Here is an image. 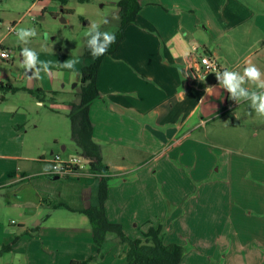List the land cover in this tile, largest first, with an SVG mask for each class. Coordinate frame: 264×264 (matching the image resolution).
<instances>
[{
    "label": "crops",
    "instance_id": "0c3cea01",
    "mask_svg": "<svg viewBox=\"0 0 264 264\" xmlns=\"http://www.w3.org/2000/svg\"><path fill=\"white\" fill-rule=\"evenodd\" d=\"M140 1L142 9L135 24L139 26L145 23L149 31L139 32L138 27L135 30L133 26L128 27L131 24L127 26L118 51L107 56L101 66L97 78L101 98L92 104L90 110L94 140L100 145L103 162L109 166L111 173L105 202L107 217L110 222L122 225L125 234L127 224L134 228L144 224L148 229L163 225L166 244H189L193 247L189 252L186 251L182 264H263L264 187L259 185L254 193L250 192L254 196L260 193L262 196H259L258 205H249L244 211L240 209L243 204L234 200L232 192L225 206H222L218 215L220 219L199 218L195 214L196 208H188L189 213L183 212L181 201L183 190L184 196L197 199L196 189L198 194L204 193L210 197L209 192L214 188L206 187L202 192L213 181L209 182V178L214 175L213 167L211 164L207 169L200 168L198 145L207 146V142L201 140L203 136L192 139L206 125L202 113L201 117L197 116L210 91L205 82H198L202 77L200 57L208 54L215 58L222 71L242 72L248 63H253L264 73V0H158V4L146 2L145 7L143 0ZM136 33L138 38L149 35L141 42L142 59L135 57L137 46L140 45L137 42L139 39L134 37ZM4 38L6 36L2 40ZM148 38L156 39V54L151 52V45L146 43L149 42ZM146 54L151 59L148 56L144 58ZM137 61L140 72L132 68ZM171 68L179 76L174 78L172 75V84L163 75ZM158 80L166 88L165 91L169 89L166 95L164 91L152 90L150 81ZM246 86L250 89L249 85ZM40 92L37 98L38 104L42 105L40 97H46L47 92ZM71 103L68 105L70 109ZM69 147L64 145L62 151L52 150L51 157L60 154L66 160L71 159L75 155L66 154ZM77 153L81 155V150ZM42 157L38 161L40 165L37 171L30 173L19 166L17 178L0 189L18 188L16 191L19 196L23 195L24 200L36 198L41 207L52 205L53 202L63 203L72 209V214L98 205L99 180L90 170L66 177L67 188L63 187L64 192L56 194L53 190L59 184L53 183L55 177L46 174L50 159ZM18 159L21 160L20 157ZM150 161H153L155 169L149 167ZM167 170L173 171V175L168 174V177L182 180L187 189L171 188L169 184L167 186L160 182L159 187L155 188L158 199L151 196L149 187V181L154 179L144 176L146 184L137 185L140 176L132 174L156 173L162 177L161 173H167ZM185 170L190 173H181ZM125 173L130 174L126 176ZM227 174L225 180L232 189V183L238 178L236 174ZM257 175V181L262 182L264 175ZM204 181L207 183L198 184ZM253 186L251 184L250 188ZM41 187L49 188H42L47 199L40 196ZM237 188L243 189L244 185L238 183L232 191ZM145 195L151 198V202L143 207ZM155 200H159L161 205H157ZM20 203H14L12 208L18 209ZM160 207L161 211L158 210ZM140 209H145L144 215ZM253 213H258L260 217H252ZM82 215L84 217L80 220L87 227L85 233L93 237L89 219ZM51 217H45L48 224ZM71 225L62 223L58 229L76 230ZM42 232L46 234V228ZM3 236L7 237L3 238V245H13L12 250L6 253H13L17 242L12 244V232L7 229ZM47 236H51L50 232ZM130 239L138 238L133 236ZM53 241L58 242L56 238ZM81 242L73 241L74 251L67 257L57 256L54 264L81 261L86 255V252L81 253V248H85ZM120 244L116 242L114 245L117 247ZM123 247L126 253L128 246Z\"/></svg>",
    "mask_w": 264,
    "mask_h": 264
},
{
    "label": "rangeland",
    "instance_id": "374dc122",
    "mask_svg": "<svg viewBox=\"0 0 264 264\" xmlns=\"http://www.w3.org/2000/svg\"><path fill=\"white\" fill-rule=\"evenodd\" d=\"M150 1L155 4L159 3L158 0H143L144 7L146 2ZM118 2L119 0H69L64 8L71 10V13H64L61 3L57 0H0V44L11 51L10 60H0V187L11 184L17 178L19 166L24 171L35 172L39 168L38 161L43 158L42 156L51 160L53 158L51 151H62L64 145L70 146L66 154L78 155L79 148L72 138L68 105L69 102L77 100L82 86L81 70L89 63L83 56L87 47L83 33L88 29L90 23L99 24L102 31L116 32L121 21ZM131 26L135 30L138 27L139 32L149 31L145 23L144 25L140 23L139 26L134 23L128 27ZM13 27L15 30L17 27L35 28L37 35L31 38L27 44H23L18 42L16 33H10V29ZM44 34H47L49 38L44 39ZM150 34L156 37L155 33L151 32ZM4 36L6 38L2 40ZM148 36L138 38L137 33L134 35L140 40V42L137 40L140 45L135 51V57L138 59L143 58L142 39ZM147 40L149 42L146 43L151 45V52L156 54L158 46L156 39L148 38ZM23 47L35 50L42 60L63 63L69 58L78 57L80 63L76 66L74 73L54 67L49 75L43 72L39 76L28 75L31 72L26 73L22 67L21 50ZM147 56L148 54L144 58ZM116 58L118 57L116 56ZM147 58L151 59L150 56ZM132 68L140 72L138 61ZM174 68L178 72L177 68ZM170 70L163 72V75H166L172 84L173 77L179 76L175 75L173 68ZM215 73L211 72L198 79V82H205L210 87V91L204 98V104L197 116L201 117L202 113L206 125L192 137V139H196L203 136L201 140L207 142V146L198 145L200 153H198L197 160L200 168L207 169L211 164L213 167L214 175L209 178V182L213 181L205 186L202 192L206 187L214 188L209 192L210 197L204 193L198 194L196 189L197 199H191L189 195L184 196L183 190L181 201L183 212L189 213L188 208L191 210L196 208V216L204 220L211 217L220 219L218 215L227 199L229 200L232 196V192L234 200L237 199L239 204H243L240 207L241 211H244L249 205H258L257 201H259V196H262L261 193L254 196L250 192L254 193V189L259 185L264 187V180L260 183L257 181L258 173L261 176L264 175V117L257 116L247 102L238 104L231 100L229 93L219 86ZM172 75L174 76L172 77ZM193 77L196 81L194 75ZM150 84L152 90L164 91L165 95L169 91V89L165 91L166 88L159 83V80L158 82L150 81ZM248 85L250 90L255 88L253 84ZM40 90H43V93L47 92L46 97H41L42 105L38 104L37 98V95H41ZM182 136L183 133L180 137ZM183 150L181 149V151ZM18 157L21 158L20 161ZM50 160L48 161L49 169L51 167ZM148 165L151 169H155L153 161H150ZM181 173L190 172L185 170ZM227 173L236 174L238 178V181L232 183V189L238 183L243 184L244 188L232 191L225 180ZM125 174L127 176L130 173ZM132 174L140 176L137 185L146 184L144 176L154 179V181H149L151 196L157 197L155 188L159 187L160 182L167 186L169 184L171 188L176 186L179 189H187V185L182 180L168 177V174L173 175L172 170L161 173L162 177L156 173ZM61 178L53 181V183L59 184L55 185L53 190L56 194L63 193L64 188H67L68 185L66 177ZM36 183L38 186V181ZM206 183L207 181L198 184ZM251 184L254 185L253 188H250ZM196 186L197 184L194 185L195 188ZM59 187L61 188L59 189ZM42 188H49H39L40 196L47 199ZM16 189L18 188L0 189V264H54L57 256L67 257L74 251L75 243H72L73 241L81 242L82 239L84 241L81 242V245H85V248H81V253L82 251L86 252V255L81 261L91 260L88 264H125L126 253L123 246L127 244L121 243L116 247L111 242L109 252L105 256H101L92 235L85 233L87 227L80 220L81 217H84L82 213L72 214L70 207L69 209L61 207L64 204L57 202H53L52 205H44L41 202L44 205L41 207L36 198L31 197L24 200L23 195L19 196ZM25 193L28 194L29 190ZM17 202H21L19 208H12L13 204ZM149 202H151V198L145 195L142 206L145 207ZM155 203L161 205L159 200L158 202L155 200ZM158 210L161 211V207ZM140 211L144 215L145 209H140ZM46 216H52L49 224L46 222ZM252 217L257 218L260 215L253 213ZM62 223L72 224L71 226L76 230L58 229ZM125 226L127 227L126 234L130 238L133 236L143 238V232L148 229L144 224L135 228L129 224ZM45 228L46 234L42 232ZM7 229L13 234L11 240L17 241V247L13 253L3 251L6 245H3L2 240L6 237L3 235ZM48 232L51 236H47ZM44 234L45 236H43ZM48 237H54L58 242L55 243L54 238ZM69 238L71 241L67 240ZM184 246L187 252L193 249L189 244Z\"/></svg>",
    "mask_w": 264,
    "mask_h": 264
},
{
    "label": "trees",
    "instance_id": "16d2710c",
    "mask_svg": "<svg viewBox=\"0 0 264 264\" xmlns=\"http://www.w3.org/2000/svg\"><path fill=\"white\" fill-rule=\"evenodd\" d=\"M57 1L61 3L64 13H71V10L64 8L69 0ZM117 6L121 12V21L119 29L115 32L116 43L111 45L108 52L98 59L91 56L88 47L85 48L83 56L89 63L81 70V90L77 100L70 104L71 109L68 114L72 124L73 141L81 150V155L90 159V172L99 180L98 205L79 212L88 217L93 231V241L101 256L109 252L111 242L113 245L120 242L129 247L126 252V264H182L187 250L179 244L165 243L163 225L150 227L147 232L143 233V238L130 239L125 234L122 225L109 221L105 211L111 173L109 166L103 162L100 145L94 140L90 110L92 104L101 98L97 78L105 58L118 51L125 38V29L137 21L142 9L140 0H119ZM0 48H3L2 45ZM40 101L43 102L41 97ZM61 207L69 209L66 205H61ZM16 242L13 241L12 244ZM12 246H5L3 251H11ZM90 261H72L70 264H88Z\"/></svg>",
    "mask_w": 264,
    "mask_h": 264
},
{
    "label": "clouds",
    "instance_id": "9594fccd",
    "mask_svg": "<svg viewBox=\"0 0 264 264\" xmlns=\"http://www.w3.org/2000/svg\"><path fill=\"white\" fill-rule=\"evenodd\" d=\"M107 23V21H105ZM18 42L27 44L31 38L37 35L35 28L17 27L15 30ZM86 44L93 58L98 59L104 56L111 45L116 43L117 36L112 31H102L97 23H90L88 29L83 33ZM44 34V39H48ZM22 67L25 72H31L39 76L41 72L46 75L51 74V69L59 67L68 70L70 73L76 71V66L80 63L78 57L69 58L63 63L52 60H42L38 53L29 48L23 47L21 50ZM218 84L229 93V98L238 104L247 102L251 110L259 117H264V73L253 63H248L243 71L223 70L215 73ZM253 84L255 88L250 90L246 85ZM39 103V102H38Z\"/></svg>",
    "mask_w": 264,
    "mask_h": 264
},
{
    "label": "built area",
    "instance_id": "2783aa9c",
    "mask_svg": "<svg viewBox=\"0 0 264 264\" xmlns=\"http://www.w3.org/2000/svg\"><path fill=\"white\" fill-rule=\"evenodd\" d=\"M10 33H16L14 27L10 29ZM0 59L10 60L11 51L8 49L0 48ZM200 75L204 77L211 72L222 71L217 60L208 54H203L200 57ZM51 167L46 173L48 176L53 177H68L70 175L80 174V172L90 170V159L83 155H76L71 159L66 160L60 154H56L50 160Z\"/></svg>",
    "mask_w": 264,
    "mask_h": 264
},
{
    "label": "water",
    "instance_id": "95a60500",
    "mask_svg": "<svg viewBox=\"0 0 264 264\" xmlns=\"http://www.w3.org/2000/svg\"><path fill=\"white\" fill-rule=\"evenodd\" d=\"M32 73H29L28 75H31ZM60 179V177H55V180H58Z\"/></svg>",
    "mask_w": 264,
    "mask_h": 264
}]
</instances>
